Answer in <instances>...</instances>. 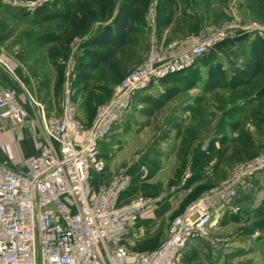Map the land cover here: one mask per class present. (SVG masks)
<instances>
[{"label": "rangeland", "instance_id": "rangeland-1", "mask_svg": "<svg viewBox=\"0 0 264 264\" xmlns=\"http://www.w3.org/2000/svg\"><path fill=\"white\" fill-rule=\"evenodd\" d=\"M2 1L19 12H32L34 20L31 30L37 45L33 56L44 63V69L47 67L52 73L57 70L58 74V79L50 88L54 97L51 107L54 113H49L47 106L46 113L52 121L59 119L65 99L66 68L78 70L79 61L86 59L84 43L100 34L106 26H112L127 0H112L106 18L97 10L90 29L85 34L72 37L65 53L55 61L49 57V61L45 60L48 54L46 46L40 45V38L50 31H60V20L35 23V18L44 11L53 12V4L61 6L64 0H31L35 2L33 6H24L19 3L21 0ZM165 1L140 0L136 15L130 20L128 43L117 50L111 60L93 70L87 87L78 85L77 75L71 86L74 88L73 98L78 105L80 120L91 121L97 107L111 98L119 81L152 50L171 52L176 49V43H187L191 37L226 27V39L209 51L195 67L186 72L184 70L178 74L179 77L174 76L171 82H163V92L171 89L174 92L165 105L151 106L150 111L145 110L141 102L147 95H136L124 121L126 129L119 137L117 146L102 145L103 152L118 153L120 160L138 162L142 155H148L155 162L163 161L173 169L169 185L184 192L188 206L201 197V191L205 189L203 194L220 187L233 174L238 179L234 183L238 193L239 187L264 173V162L258 168L248 166L251 158L264 160V94L261 93L264 91V73H259L249 84L236 89H231L225 83L211 89L206 87L207 72L211 66L222 63L228 69L229 78V69L248 62L253 43L256 40L264 43V0H174L168 25L163 20L166 17L162 9ZM250 25L258 29L251 30ZM161 80L153 84H159ZM161 88H158L159 92ZM32 93L39 97L34 91ZM37 112L33 108L26 122L32 121L35 138L41 136V142L49 143L43 120ZM3 132L4 128H1L0 135ZM8 134L10 137L0 144V155L10 163L23 164L24 157L33 155L37 150L38 142L31 139V142L24 140L21 143L12 133ZM223 137L228 138L226 146L229 153L221 159L222 162L217 165L218 156L214 153L211 163L195 168V154L199 150H206L212 142L216 149L222 150L220 138ZM120 170L126 171L124 168ZM130 179L129 188L132 185L131 175ZM139 198L152 199L145 209L153 203L150 197L139 196L132 200ZM235 210L239 212L238 208ZM238 223L233 230L228 224H217L218 227L208 235L198 238L193 247L189 246L192 249L187 253L189 261L185 264H264V219L250 222L243 217L238 219Z\"/></svg>", "mask_w": 264, "mask_h": 264}, {"label": "built area", "instance_id": "built-area-1", "mask_svg": "<svg viewBox=\"0 0 264 264\" xmlns=\"http://www.w3.org/2000/svg\"><path fill=\"white\" fill-rule=\"evenodd\" d=\"M19 3L35 5L31 0ZM227 33L226 27L217 28L176 43L175 51L152 50L119 81L111 98L97 107L89 125L78 116L71 86L77 74L73 68L64 72L63 110L53 121L46 104L30 90L25 103L11 90H0L1 128L8 121L25 123L35 108L50 140L26 167H14L0 158V264H178L193 239L217 226L214 210L231 205L237 193L234 174L174 217L166 238L145 253L131 250L123 240L152 199L121 201L131 182L125 170L107 185L96 187L93 180L106 168L100 142L124 123L135 95L154 81L195 67ZM262 162L263 158L254 157L248 166L258 168Z\"/></svg>", "mask_w": 264, "mask_h": 264}, {"label": "crops", "instance_id": "crops-1", "mask_svg": "<svg viewBox=\"0 0 264 264\" xmlns=\"http://www.w3.org/2000/svg\"><path fill=\"white\" fill-rule=\"evenodd\" d=\"M33 20L32 12L27 10L19 12L0 0V90H11L21 103L26 101V90L34 91L39 96L38 98L46 104L47 111L54 113L51 108L54 97L50 88L58 79V74L57 70L52 73L48 71L47 67L44 69V63H40L38 58L33 56L37 46L31 30ZM45 58L49 61L48 55ZM176 76L179 77V75ZM175 77H172L168 82L173 81ZM157 84L136 94L147 95L141 102L143 109L150 111L152 109L151 100L159 98L165 93L161 88L164 85L163 81ZM158 88H161L160 92ZM148 96L150 98H147ZM92 120L93 118L91 121L85 119L83 122L89 125ZM125 129L126 123L116 126L108 137L100 142V152L106 162V168L104 172L94 174L93 183L96 187L106 185L118 173V170L124 168L132 176V185L122 194L121 201L129 202L139 196L153 198L152 205L141 212L123 240V243L131 250L145 253L155 249L166 238L170 222L174 216L180 215L186 209L188 202L184 200L183 191L169 185L173 169L165 165L163 161L155 162L148 155H142L138 162H134L135 160L125 161L117 157L118 153L106 154L103 152L102 145L104 146V144L117 146L119 137ZM9 132L20 139L21 143L31 142V139L38 142L37 150H34L33 155L24 157L23 164L7 161L14 167L28 166L29 161L39 153L45 142H41V136L35 138L32 121L21 125H14L8 121L4 128V134L1 133L4 136L0 135V144L10 137ZM0 158L6 161L1 155ZM203 191H201V195L206 192L202 194ZM235 208H238L239 212H236ZM213 216L217 220L218 226L228 224L232 230L239 224L238 219L240 218L246 217L250 222L264 219V173L258 174L255 180L253 178L247 184L239 187L231 205H219L214 210ZM196 240L198 238L190 242L180 256L178 264H185L189 261L187 253L192 249V244ZM190 245L192 247L189 248Z\"/></svg>", "mask_w": 264, "mask_h": 264}, {"label": "trees", "instance_id": "trees-1", "mask_svg": "<svg viewBox=\"0 0 264 264\" xmlns=\"http://www.w3.org/2000/svg\"><path fill=\"white\" fill-rule=\"evenodd\" d=\"M139 3L140 0H127L115 17L113 25L106 26L100 34L84 43L86 59L79 61L76 74L79 86L87 87L93 70L111 60L117 50L128 43L131 33L130 20L136 15ZM173 4L174 0L163 2L162 9L166 14L163 19L165 25L171 22L170 10ZM111 5L112 0H64L61 6L57 3L53 4V12L44 11L39 14L35 18V23L60 20V31H50L40 38V45L46 46L48 57L55 61L62 56L72 37L76 34H85L90 29L96 19L97 10L102 17L106 18L110 13ZM229 70H231L230 77L227 78L228 69L222 63L211 66L207 72L206 87L211 89L225 83L231 89H236L241 85L249 84L259 73H264V43L256 40L250 50L248 62L244 66L233 67ZM182 72L168 75L161 81L168 82ZM172 90H167L161 97L151 100V105L157 107L165 105L174 96ZM261 93L264 94V91ZM227 140V137L220 138L222 150L216 149L213 142L206 150H199L194 156L193 166L197 168L204 163H211L214 153L218 156L217 165H219L222 162L221 159L229 153L226 146Z\"/></svg>", "mask_w": 264, "mask_h": 264}]
</instances>
